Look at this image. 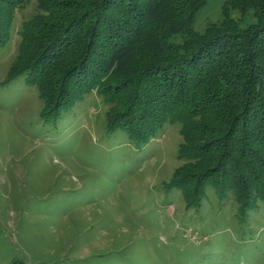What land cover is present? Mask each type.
I'll list each match as a JSON object with an SVG mask.
<instances>
[{"label":"rangeland","instance_id":"rangeland-1","mask_svg":"<svg viewBox=\"0 0 264 264\" xmlns=\"http://www.w3.org/2000/svg\"><path fill=\"white\" fill-rule=\"evenodd\" d=\"M40 3L16 7L0 46V264H264V194L252 206L209 184L195 205L172 185L190 175L179 157L180 122L141 143L107 130L110 104L98 89L45 118L39 86L24 74L9 79L24 21L46 15ZM231 3L206 0L195 29L221 28L229 14L245 27L251 13ZM248 135L242 145L252 143ZM253 145L260 166L263 148ZM237 159L250 168L247 153Z\"/></svg>","mask_w":264,"mask_h":264},{"label":"trees","instance_id":"trees-1","mask_svg":"<svg viewBox=\"0 0 264 264\" xmlns=\"http://www.w3.org/2000/svg\"><path fill=\"white\" fill-rule=\"evenodd\" d=\"M205 2L41 0L46 15L24 21L18 67L9 79L24 74L39 86L48 104L45 118H58L98 89L110 104L107 130L141 143L180 122L179 157L190 175L172 185L195 205L213 184L254 206L264 194V164L255 165L253 145L264 149V0H231L251 13L245 27L229 14L221 28L200 32L194 21ZM21 4L0 0V46ZM247 132L248 146L242 140ZM242 153L252 160L250 168L237 159ZM9 264L29 263L13 258Z\"/></svg>","mask_w":264,"mask_h":264}]
</instances>
